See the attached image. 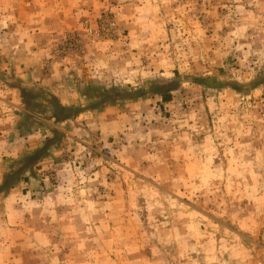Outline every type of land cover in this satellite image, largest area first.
Returning <instances> with one entry per match:
<instances>
[{
  "label": "rangeland",
  "instance_id": "obj_1",
  "mask_svg": "<svg viewBox=\"0 0 264 264\" xmlns=\"http://www.w3.org/2000/svg\"><path fill=\"white\" fill-rule=\"evenodd\" d=\"M42 149L0 264H264V0H0V185Z\"/></svg>",
  "mask_w": 264,
  "mask_h": 264
},
{
  "label": "crops",
  "instance_id": "obj_2",
  "mask_svg": "<svg viewBox=\"0 0 264 264\" xmlns=\"http://www.w3.org/2000/svg\"><path fill=\"white\" fill-rule=\"evenodd\" d=\"M99 7V6H98ZM99 9L100 8H98L97 10L99 11ZM97 12V11H96ZM96 14H98V12L97 13H95V15ZM94 15V16H95ZM74 17V16H73ZM75 19V18H74ZM80 22V21H79ZM79 22H77V20L76 21H73V19L71 20H64V21H62L61 23L60 22H55V23H52V25H53V28H55L54 26H56V30H64V29H73V28H76L77 26V24L79 23ZM51 25V24H50ZM47 26V25H46ZM67 27V28H66ZM51 28H49V29H46V31H49ZM39 72V69L37 70V73ZM69 73H70V70L68 69V68H66V69H63V68H59V69H57L56 67H53V70H52V72H51V75H50V81H55L56 79H60V80H64L65 78H67V77H70L69 76ZM55 85H56V83H55ZM51 91V90H50ZM58 99H59V101L63 104V105H66V104H72V105H74L73 103H76V100H78L79 99V95H77V96H75V98H76V100H73V98H71V96L72 95H70V94H68L66 91H63L62 89H61V86H59L58 84H57V87H55L52 91H51ZM77 97H78V99H77ZM108 108H109V106H107L104 110H102V112L104 111H107L108 110ZM101 111H100V113H102ZM81 113H85L84 114V117L86 118V119H88L89 118V115L91 116L92 115V113H91V111H85V110H82V111H79L78 112V114H81ZM123 115V114H122ZM122 115H120L118 112H116L115 113V118H112L113 120H115L116 122H114V126L117 128V129H119L117 132H118V134H120V132L122 131V130H124L122 127L124 126V128H126V123H125V118L122 116ZM101 117H103V116H98L97 118H96V121H98L99 120V118H101ZM103 119V118H102ZM91 120V119H90ZM99 122V121H98ZM102 122H103V120H102ZM87 124H88V122H87ZM120 127H121V129H120ZM102 131V130H101ZM105 132H110V128H106L105 127ZM112 132V131H111Z\"/></svg>",
  "mask_w": 264,
  "mask_h": 264
},
{
  "label": "trees",
  "instance_id": "obj_3",
  "mask_svg": "<svg viewBox=\"0 0 264 264\" xmlns=\"http://www.w3.org/2000/svg\"><path fill=\"white\" fill-rule=\"evenodd\" d=\"M175 87H176V84L174 82H167V83H164L162 85L155 86V88L153 89V92L155 94H159L162 97L163 102L166 103V102H170L172 100L173 96L171 93L175 89ZM21 93H22V99L24 101V104L27 106V103H28L27 98L29 96V93L26 90H22ZM136 95H138V94H131L127 97L134 98V96H136ZM53 100H54V98H53ZM56 106H58V109H57L58 112H57V115L55 116V119H56L57 123H60L63 120H65L68 115L64 114V107L61 106L58 102H57ZM42 152H43V149L39 150L33 156H31L28 159V163L24 167L20 168L19 171H16L14 175H10V174L6 175L4 177L3 183L0 185V194L3 193L4 191H6L11 186V182L14 180L13 177L18 175L19 173H21V171L25 170L26 166L31 164L32 161L39 158V156L42 154Z\"/></svg>",
  "mask_w": 264,
  "mask_h": 264
},
{
  "label": "built area",
  "instance_id": "obj_4",
  "mask_svg": "<svg viewBox=\"0 0 264 264\" xmlns=\"http://www.w3.org/2000/svg\"><path fill=\"white\" fill-rule=\"evenodd\" d=\"M62 39H63L64 46H62L61 48L72 49L75 47L76 42H77L76 35L64 34Z\"/></svg>",
  "mask_w": 264,
  "mask_h": 264
}]
</instances>
